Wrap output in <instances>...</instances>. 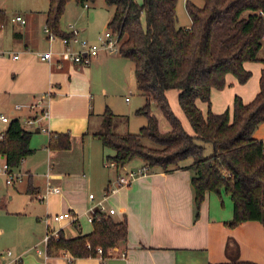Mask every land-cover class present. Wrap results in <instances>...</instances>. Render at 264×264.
<instances>
[{"label": "crops", "instance_id": "obj_1", "mask_svg": "<svg viewBox=\"0 0 264 264\" xmlns=\"http://www.w3.org/2000/svg\"><path fill=\"white\" fill-rule=\"evenodd\" d=\"M95 2L76 6L68 3L60 21L61 32L66 36L56 35L57 38L50 42L45 31L49 0H0V10L6 15L0 28V116L19 119L24 122L23 128L32 133L30 147L33 153L16 171L24 174L27 194H44L48 186L61 189L60 194L49 195L45 200L49 205L56 204L61 212L68 211L66 214L77 218L73 223L76 230H70L67 221L54 220L57 224L51 223L54 227L50 229L61 230L68 239L93 232V224L92 228L84 230L80 223L84 216L89 220V209L94 207L97 198V195L94 200L89 198L93 193L91 186L104 197L106 191L117 185L118 177L124 171L145 165L141 159H134L118 172L107 165V156H113L115 151L109 155L111 149L105 148L94 136L108 108L114 114L120 113L109 96L117 79L126 78L125 67L130 65L129 59L119 52L102 50L91 65L85 67L75 64L65 53L62 39L74 34L79 41L99 46V38L91 39L86 32V23H82L98 19L96 9L90 11V3ZM107 11V15L99 12L103 29H108L114 9L109 7ZM18 15L26 20V24L12 21ZM72 25L74 29H71ZM190 25L188 23L185 27ZM70 47L75 51L82 49L79 43L71 42ZM48 51L53 54L51 62L40 56ZM259 58L264 59V40ZM263 67L262 61L245 63V68L252 73L245 84L229 74L227 86L211 92L212 111L223 113L230 110L232 114L236 96L245 103L253 101L260 91ZM132 70L134 72V67ZM139 94L143 96L141 92ZM125 101L129 103L131 100L126 97ZM197 103L206 115L207 104ZM32 105L36 108L30 109ZM44 111H47V117L42 115ZM30 118L37 120L28 124ZM159 118L161 129L168 131L169 123ZM188 133L193 134V131ZM58 134L70 136V149L49 148L51 136ZM254 137L264 141V123L257 128ZM0 158L5 163L4 158ZM187 161L169 171L160 167L149 168L147 175L139 177L128 187L119 188L104 201V204L109 202L108 210H115L110 215L112 219L116 222L126 220L128 224L126 243L114 248L106 260L100 257L73 258L63 252L43 255L39 248L44 245V238H29L27 242L22 237L20 241L25 240L28 248L16 251V254L9 251L12 258L7 264H217L229 262L235 255L242 261L264 264L263 224L247 221L235 228L226 225L233 218L231 199L232 204L223 202L221 206V197L215 198V193H207L196 215L192 172L187 169L192 162ZM38 170L44 171L46 182L38 181ZM49 225L50 222L48 228ZM123 253L126 260L122 258Z\"/></svg>", "mask_w": 264, "mask_h": 264}, {"label": "trees", "instance_id": "obj_2", "mask_svg": "<svg viewBox=\"0 0 264 264\" xmlns=\"http://www.w3.org/2000/svg\"><path fill=\"white\" fill-rule=\"evenodd\" d=\"M69 1L49 0L47 27L58 36H66L60 21ZM95 1L76 0L80 5ZM105 2L114 9L108 29L119 37V54L134 63L137 88L146 98L136 113L147 120L137 134H120L114 122L119 116L109 108L105 111L94 136L105 148L115 151L107 156L108 161L116 164L118 172L134 159H141L149 168L169 171L192 159L187 169L192 172L197 216L207 193L221 197L224 193L233 202V218L226 225L235 228L247 221H259L264 226V141L254 137L264 123V67L260 91L253 101L245 103L236 96L232 114L230 110L214 113L211 109L212 90H223L229 74L245 84L252 76L245 63L264 64L259 58L264 40V0H203L201 7L187 1L190 27L178 26V0ZM5 19V12L0 10V26ZM171 90L179 92L178 101L193 134L185 130L169 105L167 92ZM198 101L207 104L206 115ZM152 103L169 123L168 131L161 129ZM119 119L128 121L124 116ZM31 138L32 133L22 127L19 119L8 123L0 139V156L11 171L33 153ZM144 139L155 148L147 146ZM204 144L212 145L210 156H205ZM49 148L70 149V136H51ZM92 224V233L71 239L60 230L57 238L49 240L47 255L63 252L73 258L106 260L114 248L126 243V220L116 222L96 209ZM97 248L103 250L101 255ZM217 264L257 263L239 260L235 255L229 262Z\"/></svg>", "mask_w": 264, "mask_h": 264}, {"label": "rangeland", "instance_id": "obj_3", "mask_svg": "<svg viewBox=\"0 0 264 264\" xmlns=\"http://www.w3.org/2000/svg\"><path fill=\"white\" fill-rule=\"evenodd\" d=\"M136 1L142 4L144 0ZM187 1H192L200 7L203 5V0H178V26L181 27L188 25V23H191V19L186 9ZM68 3H71L75 6L78 5L76 0H71ZM90 6V11L96 9L98 19H96L94 22L85 21L82 23H86V32L91 36V39H98L99 36H101L107 30L103 29L100 25L99 12L102 15H107V10L109 9V7L107 6L105 0H96L95 3H90ZM119 48L120 44L118 46V49ZM127 62L130 65L129 67H125L127 72L126 78H124L125 76L119 77L115 82L116 84L111 86L110 93L112 94H110L109 99L114 104L115 109L120 112L116 114V116L119 117H116L114 119L115 124H117L116 131L120 134H137L140 128L147 123L145 117L136 113L137 110L146 103V98L143 96L141 97L139 94L140 91L138 90L136 85V75H134V63L131 60H128ZM132 67H134V72L132 70ZM178 94L179 92L177 90L169 91L167 95L169 105L172 111L174 113L176 111V113L182 118L181 120L175 113V115L180 119L182 125L184 123L183 127L186 128L185 130L192 133L193 130L190 122L179 104ZM126 97L131 100L129 103L125 101ZM151 107L154 112H156L160 117L164 119L162 113L157 108L155 103H152ZM122 116L127 117L128 121L124 122L123 120H120L119 118H122ZM21 124H24V122H22ZM6 126L8 125L0 121V135L2 133H5ZM143 141L147 146L155 148V144H153L150 140L144 139ZM204 145L205 156H210L213 153L212 145ZM109 155H112V149ZM189 161L192 162L193 160L189 159L187 162ZM4 164L5 163L3 159L0 158V168H3ZM131 164L134 165L135 161ZM14 172L18 173L19 171L14 170ZM45 175L46 174H44L43 170H38V181H40L41 183L46 182ZM8 178V175L4 174L3 172L0 173V230L3 231L2 235L0 234V264H7L11 260L12 256H9V251L16 254V251L21 252L24 249H27L28 244L26 243L28 242L29 238H34L35 240H37L38 237L44 238L48 230V223L50 222L49 226L50 228H53L54 226L51 223L57 224L54 221V217L56 215L66 214L68 212H61L56 204L49 205L47 203V200L39 201L36 199V196L27 194L24 190V187H26L27 185L25 177H23L21 181H15L13 184H7ZM90 191H93L92 194H94L95 196L97 195L96 201L94 202L95 207L98 201L102 200L103 197L102 194H97V191L93 189L92 186L90 187ZM215 196V198L219 199L221 197L216 193ZM223 202L226 204L230 202L232 204L228 195L224 193L222 194V197L220 199L221 206H223ZM105 206L109 208V202H106ZM51 208H54L55 210L53 211L51 210ZM67 222V226L70 230L77 229V226L74 225L73 222H71L70 220H67ZM80 223L84 230L92 228V222L90 223L86 216L81 218ZM22 237H24L27 242L25 240H23V242L20 241V238L23 239ZM39 249L43 251L44 255L46 253L45 243L44 245H41Z\"/></svg>", "mask_w": 264, "mask_h": 264}, {"label": "built area", "instance_id": "obj_4", "mask_svg": "<svg viewBox=\"0 0 264 264\" xmlns=\"http://www.w3.org/2000/svg\"><path fill=\"white\" fill-rule=\"evenodd\" d=\"M85 6H87V4ZM12 21L19 22L21 24H26V20L20 15L15 16L12 19ZM1 27L2 26H0V28ZM71 29H74L73 25L71 26ZM45 31L47 33V36H48V39L50 42H53L57 38L56 34L53 33L49 29V27H46ZM62 41H63V44L65 45L66 55L69 56V58L75 64L80 65V66H85V67L91 65L93 60L99 55V52L102 50H107L109 52H118L119 51L118 46L120 44V40H119L118 35L114 34L112 32V30H110V29H107L101 36H99V46H97V47L90 46L86 41H79L76 34H74V36H72L71 38H63ZM71 42L79 43L81 45L82 49L79 51L73 50L70 47ZM40 56H41L42 60L48 61V62H51L53 59V54L50 51L42 53ZM17 58H18V56H15V59H17ZM36 105H32L29 108L35 109ZM16 108L21 109L22 106H16ZM42 115L44 117H47V115H48L47 111H44ZM0 119L4 123H9L11 121L7 116H4V115H1ZM36 120L37 119L30 118L28 120V124H33V123H35ZM43 131H45V129H43ZM3 137H4V133H2L0 135V139H2ZM107 165L116 169V164L114 162L108 161ZM148 171H149V167L147 165H144L138 169H131V170L124 171V173H122L118 177L117 185L115 187L110 188L108 191H106L105 195L103 197V200L98 201L97 205L89 210V221L90 222L93 221V214H94V211L96 209L106 213L107 215H113L115 210H113V209L108 210L104 204V201H106L108 199L110 194L117 192L119 188L128 187L139 177L147 175ZM1 172H3L4 174L9 176V178L7 180V184H13L17 180L21 181L23 179V176H24V174H22V173H15L14 171H11L6 164H4L3 168H0V173ZM60 193H61V189L59 187L48 186L47 190L44 194H37L35 196H36L37 200L42 201V200L47 199V197L49 195H52V194L57 195ZM89 198L91 200H94L95 199L94 194H90ZM54 220L55 221L70 220L71 222L75 223L77 221V218L73 214H62V215L55 216ZM58 232L59 231H57V230L50 229V227L48 228L47 233L43 239V242L45 243L46 247H47V244L51 238H57L58 237ZM97 252L99 255H101L103 253V250L101 248H97ZM122 258L124 260L127 259V256L125 253L122 254ZM70 259L71 258H69V260Z\"/></svg>", "mask_w": 264, "mask_h": 264}]
</instances>
